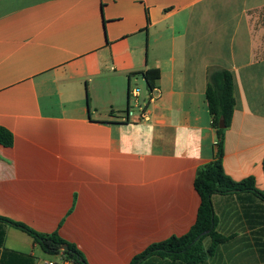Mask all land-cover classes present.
Instances as JSON below:
<instances>
[{
	"label": "crops",
	"instance_id": "obj_1",
	"mask_svg": "<svg viewBox=\"0 0 264 264\" xmlns=\"http://www.w3.org/2000/svg\"><path fill=\"white\" fill-rule=\"evenodd\" d=\"M214 68L235 83L224 171L264 192V0H0V127L14 137L0 145V217L59 234L86 264H131L189 233L217 142ZM147 69L161 78L136 102L133 85L146 83L131 75ZM135 104L146 118L126 117ZM213 205L227 241L205 264H264L260 200ZM0 240L35 264L54 257L4 222Z\"/></svg>",
	"mask_w": 264,
	"mask_h": 264
},
{
	"label": "trees",
	"instance_id": "obj_2",
	"mask_svg": "<svg viewBox=\"0 0 264 264\" xmlns=\"http://www.w3.org/2000/svg\"><path fill=\"white\" fill-rule=\"evenodd\" d=\"M146 83L149 93H153L157 82L161 78L159 69H147L140 73ZM209 81L206 90V99L212 118V126L217 133V142L213 161L199 169L195 188L200 195L201 205L197 221L189 233L181 237L173 236L163 242L154 243L141 254L135 256L131 264H156L155 259L170 260L171 264H205L206 258L215 253L227 238L216 230L217 218L215 215L213 197L215 195L252 194L264 205V192L256 188L253 177L236 182L224 171V142L227 129L231 126L235 111V83L233 74L226 69L214 68L209 71ZM224 121L225 128H220ZM14 137L10 131L0 127V145L11 147ZM264 167V162H263ZM0 222L10 224L31 236L42 250L51 256H56L63 246L68 250L64 253L81 264H86L77 248L62 239L59 234H42L24 224L0 217ZM209 232V233H207ZM210 239V246L206 249L204 242ZM2 241L0 240V246ZM0 264H35V259L9 250L0 252Z\"/></svg>",
	"mask_w": 264,
	"mask_h": 264
},
{
	"label": "built area",
	"instance_id": "obj_3",
	"mask_svg": "<svg viewBox=\"0 0 264 264\" xmlns=\"http://www.w3.org/2000/svg\"><path fill=\"white\" fill-rule=\"evenodd\" d=\"M140 89L135 88L131 90L130 96L131 98L135 99V101L138 99ZM154 97V96H153ZM153 97H151V100H153ZM137 102V101H136ZM126 117L136 118L138 120L146 118V111L143 108H140V114L136 117L135 111L132 110V108H129L126 112ZM45 264H81L80 262H76L73 259L69 258L65 253L64 250H61L56 256L53 257L51 260H47Z\"/></svg>",
	"mask_w": 264,
	"mask_h": 264
},
{
	"label": "rangeland",
	"instance_id": "obj_4",
	"mask_svg": "<svg viewBox=\"0 0 264 264\" xmlns=\"http://www.w3.org/2000/svg\"><path fill=\"white\" fill-rule=\"evenodd\" d=\"M133 88L135 89V88H139L141 91H142V93H143V96L144 95H146L147 93H148V90H147V87H146V84H144L143 82H138L137 84L135 83L134 85H133ZM132 110L133 111H135V113L136 112H138V108H137V106H136V104L135 105H133L132 107ZM264 239V238H263ZM264 241V240H263Z\"/></svg>",
	"mask_w": 264,
	"mask_h": 264
},
{
	"label": "water",
	"instance_id": "obj_5",
	"mask_svg": "<svg viewBox=\"0 0 264 264\" xmlns=\"http://www.w3.org/2000/svg\"><path fill=\"white\" fill-rule=\"evenodd\" d=\"M220 128H222V129H224V128H225L224 121H222V122L220 123ZM207 233H209V232H207ZM62 249L66 251V250H68V246H67V245H65V246H63V247H62Z\"/></svg>",
	"mask_w": 264,
	"mask_h": 264
}]
</instances>
